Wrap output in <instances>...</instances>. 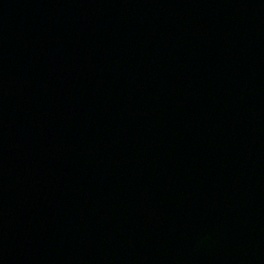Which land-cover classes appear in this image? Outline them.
I'll use <instances>...</instances> for the list:
<instances>
[{
	"label": "water",
	"instance_id": "water-1",
	"mask_svg": "<svg viewBox=\"0 0 264 264\" xmlns=\"http://www.w3.org/2000/svg\"><path fill=\"white\" fill-rule=\"evenodd\" d=\"M0 264H264V0H0Z\"/></svg>",
	"mask_w": 264,
	"mask_h": 264
}]
</instances>
